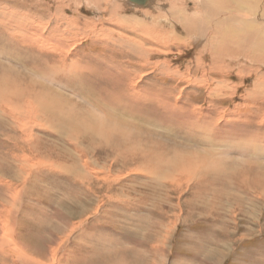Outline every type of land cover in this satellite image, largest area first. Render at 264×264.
Here are the masks:
<instances>
[{
	"label": "rangeland",
	"instance_id": "obj_1",
	"mask_svg": "<svg viewBox=\"0 0 264 264\" xmlns=\"http://www.w3.org/2000/svg\"><path fill=\"white\" fill-rule=\"evenodd\" d=\"M175 1L0 0V63L44 109L30 136L0 113V236L31 264H264V61L181 33Z\"/></svg>",
	"mask_w": 264,
	"mask_h": 264
},
{
	"label": "bare ground",
	"instance_id": "obj_2",
	"mask_svg": "<svg viewBox=\"0 0 264 264\" xmlns=\"http://www.w3.org/2000/svg\"><path fill=\"white\" fill-rule=\"evenodd\" d=\"M187 1L188 2H190V1H195V2L201 1V2H200V4L192 7L191 9L189 8V10H188V8L184 7L185 3H184L183 0H176L174 2V4L172 5L173 6V15H174L173 20L175 22V25H179V24L181 25V27H182L181 28L182 29L181 33H184L187 36H191V35H194V36L197 35L198 36L200 34L204 35V30L206 29L204 24L207 25V27L211 26V29H214V31H212V34L209 36L210 44L217 48V52L216 53L221 55L222 58H224L225 56L230 54L231 56L232 55H237L236 58L240 57V55H243L244 57H246L245 60L250 58L253 61H259V62H261V61L263 62L264 61V14H262L264 12H262V11H261L262 13L261 12H257V10H258L257 8H258L259 4H258V2L256 0L253 1V7H251V8L246 6L247 5V0H244L243 4L235 3L233 11L229 12L231 14H233V13H243L244 17H239V16H233V15H227L226 14V11L229 10V6L228 7H222V6L229 5L230 4L229 0H187ZM210 2H212V3L209 4ZM183 3H184V6H183ZM217 10H218V13H217ZM219 18L222 21H219ZM2 22H0L1 25H2ZM211 22L215 26L214 28L210 24ZM18 26L21 27V25H18ZM194 26H197V27L204 26V29H201V28L197 29V28H194ZM218 29H223L224 32H225V35H220L217 32ZM168 30L170 31V29H168ZM159 40H160V38H159ZM24 41L28 42V41H31V40L26 38V37H24ZM214 41H219V42L213 44ZM45 44H48V43L44 42V45ZM7 68H9V69H7ZM13 70H15V69L10 67V66L3 65L2 63H0V78L4 77L3 79H0V113L4 114L6 116H11L17 123L19 122V120L21 118L22 119V123L19 126L21 127L22 131H25V129H26V121L28 119V114L30 112V108L31 107H35L34 110H33L35 123H37V120L39 118L41 119V115H42L41 112H43L44 109H43V111L39 112L40 109L42 110L41 105H43V104H41V102H36L37 106L35 105V102L33 104H31V105H24L23 101L21 103H18L19 100L20 101L23 100V96L24 95H26L29 99H35L37 97L34 96V91H33V93L31 95H30L29 91L26 94L25 93L22 94V92H24L25 90L27 91V88L25 89V87L23 86L24 85L23 81H19V80H21V78L20 77L18 78L17 76H19L20 74L14 73L15 71H13ZM34 88H35V86H34ZM28 95H30V97ZM60 99H62V98H60ZM53 109H55V108H53ZM88 109L89 108H87V110ZM82 112L84 113V111H82ZM39 113H41V114H39ZM109 115L112 118H114L112 116V114H109ZM110 116H108V118ZM116 121L119 122V123L120 122H124L125 118L121 117V118H119V120L117 119ZM118 124H117V126H118ZM124 124H122V126ZM120 125H121V123H120ZM72 126H73V124H72ZM82 127H84L85 130ZM202 127H205V126H202ZM78 128H81V130L84 131V132L97 133L93 129L92 126L87 125V124H85L83 122L80 123V126H78ZM31 131L33 132L32 129L26 130L25 132L29 133V136H30L31 133H32ZM116 135L120 139V141L117 143L118 147H123L124 145L126 146V142H129V140L132 137V135H126V132L124 130L117 131ZM70 139H72V137ZM74 141L75 140H73V142ZM115 142H116V140H115ZM176 153H178V152H176ZM141 155L143 157H146V155H143V154H141ZM150 157H152V155H150ZM158 158L159 159L157 160L158 162H156V166L158 164H160V163L162 164V162H161L163 160L162 156H160ZM188 161H189V159H188ZM184 163L187 165V162H186L185 158H184ZM189 163H191V162H189ZM200 165H201V163H200ZM186 171L187 170H185V174H187ZM154 178L156 180H161L157 176H154ZM183 179H184V177L182 178V180ZM208 181H209V179H208ZM4 227L7 228V225L4 226ZM8 235L10 236L9 239H7V238L4 239V237L2 238L0 236V255H2L0 257H4L5 259L6 258H12L13 259V257L17 256V259H19L20 261L21 260L22 261L26 260V262L27 261L28 262L31 261L32 263H37L38 262V261L34 260L30 255L27 254V252L24 250L25 248L23 246H20L16 242V240L14 239L15 236L12 238L11 237L12 235H10V234H8ZM5 237H7V234H6ZM52 260H54V259H52ZM6 261H7V259H6ZM31 262H30V264H31ZM53 263H51V264H53Z\"/></svg>",
	"mask_w": 264,
	"mask_h": 264
}]
</instances>
